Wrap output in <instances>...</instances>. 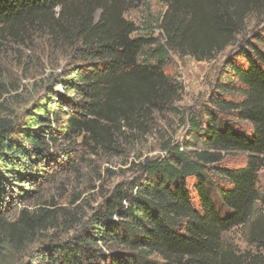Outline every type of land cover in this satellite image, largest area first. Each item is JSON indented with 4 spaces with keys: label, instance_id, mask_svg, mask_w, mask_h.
Instances as JSON below:
<instances>
[{
    "label": "trees",
    "instance_id": "trees-1",
    "mask_svg": "<svg viewBox=\"0 0 264 264\" xmlns=\"http://www.w3.org/2000/svg\"><path fill=\"white\" fill-rule=\"evenodd\" d=\"M143 1L0 0V44L31 28L77 62L59 76L54 87L61 91L19 128L0 120V198L8 186L41 179L50 148L73 137L96 150L127 134L147 135L156 117L182 100L184 88L168 72L171 53L214 60L243 32L244 12L255 0H157L166 8L161 41L138 36L141 29L125 17ZM189 130L186 151L164 145L165 157L147 161L139 179L115 188L37 264H264V230L249 239L257 252L237 253L225 240L264 207V33L226 60ZM63 152L70 154L68 147ZM229 156H245L246 163L223 167ZM27 220L23 214L21 222Z\"/></svg>",
    "mask_w": 264,
    "mask_h": 264
},
{
    "label": "rangeland",
    "instance_id": "rangeland-1",
    "mask_svg": "<svg viewBox=\"0 0 264 264\" xmlns=\"http://www.w3.org/2000/svg\"><path fill=\"white\" fill-rule=\"evenodd\" d=\"M166 8L157 0H144L130 9L125 17L141 30L140 37L162 40L158 30ZM96 13L95 19L98 18ZM243 32L235 43L209 62H197L171 53L168 72L184 88L175 110L156 117L152 130L145 136L117 138L110 148L94 150L73 137L61 148L51 147L50 163L37 182H25L17 188L8 186L0 198V264H37L42 252L77 233L91 215L118 186L128 188L142 176L147 161L166 156L164 145L179 146L192 141L189 120L205 105L226 60L256 36L264 33V0H255L245 10ZM72 51L58 48L47 34L27 28L15 39L0 44V120L19 128L26 115L47 96H52L61 73L76 64ZM245 132L247 123L240 124ZM61 143V142H60ZM69 148L66 156L64 149ZM245 156H229L222 163L230 169L243 167ZM259 190L264 194V171L259 174ZM41 211L49 218L36 219ZM23 214L29 220L21 222ZM35 217V219H34ZM264 230V207L260 204L250 222L225 235L226 245L237 252H257L250 245L252 233Z\"/></svg>",
    "mask_w": 264,
    "mask_h": 264
}]
</instances>
